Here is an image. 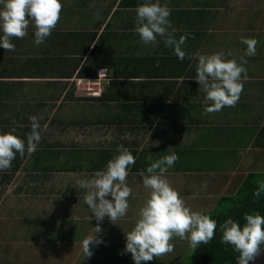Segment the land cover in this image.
<instances>
[{
	"label": "crops",
	"instance_id": "obj_1",
	"mask_svg": "<svg viewBox=\"0 0 264 264\" xmlns=\"http://www.w3.org/2000/svg\"><path fill=\"white\" fill-rule=\"evenodd\" d=\"M60 2V19L44 43H34L30 26L24 38L11 40L14 51L0 47V132L14 128L26 143L28 117H43L36 151L25 153L8 184L23 178L35 185L73 172L90 179L96 171L81 165L91 150L115 153L122 145L136 159L128 169L132 188H144L139 172L150 163L175 153L179 158L166 174L171 187L196 189L205 198L200 189L217 190L211 209L240 176L264 169V0H159L171 10L176 38L187 37L183 60L159 38L146 45L134 31V9L145 0ZM241 37L258 43L256 55L245 56L248 79L239 101L206 114L191 57L223 52L239 63L246 51ZM76 158L83 159L72 163ZM75 188L76 197L77 188L83 189L77 183ZM105 232V243L121 233ZM116 242L125 244V238ZM101 253V260L111 259ZM174 253L151 264L172 263Z\"/></svg>",
	"mask_w": 264,
	"mask_h": 264
},
{
	"label": "clouds",
	"instance_id": "obj_2",
	"mask_svg": "<svg viewBox=\"0 0 264 264\" xmlns=\"http://www.w3.org/2000/svg\"><path fill=\"white\" fill-rule=\"evenodd\" d=\"M61 10L60 0H0V47L14 51L15 45L11 40L24 38L30 26L34 29V43H44L56 27ZM134 11V31L144 44L156 45L159 38L165 47L173 49L178 59L185 58L182 46L187 37L181 35L177 39L174 35L176 30L169 20L171 10L166 4L161 5L159 0H145ZM241 43L246 45V51L239 57V63L236 59H226L223 52L191 57L197 60L195 80L205 94L202 103L206 114L218 112L225 106L234 107L239 101L243 91L242 81L248 79L245 56L256 55L258 41L241 37ZM41 119L42 116L28 117L31 131L26 134V143L14 134V128L10 132L0 133V172L11 169L17 153L23 157L25 153L30 155L36 151L41 140ZM115 151L118 155L107 161L104 170L96 171L90 179L77 181L80 188L88 190L84 202L98 222L92 227V233L81 242L86 258L93 254L90 246L103 243L97 235L103 232L99 222L107 217L116 224L129 208L128 197L132 189L127 185V177L135 157L122 145L117 146ZM240 154L243 155V151ZM178 158L175 153L165 155L150 163L146 171L139 172L144 188L150 191L139 208L134 226L124 234V251L131 254L134 264L152 261L174 251V244L171 243L174 237L187 241L194 251L201 244L206 245L213 240L219 227L221 243L231 245L238 253L235 258L237 264H249L264 248V216L245 213L243 225L228 218L218 226L217 221L209 215L193 211L166 179L168 169ZM147 159L151 161L152 157L148 156ZM262 193L264 181L259 182L253 196L259 197ZM108 196L112 199H107Z\"/></svg>",
	"mask_w": 264,
	"mask_h": 264
},
{
	"label": "rangeland",
	"instance_id": "obj_3",
	"mask_svg": "<svg viewBox=\"0 0 264 264\" xmlns=\"http://www.w3.org/2000/svg\"><path fill=\"white\" fill-rule=\"evenodd\" d=\"M82 159L76 158L71 162L78 163ZM130 174L128 175L133 179V173ZM76 178L73 172L64 177L55 176L45 183L37 182L35 185L33 182L23 184L22 178L16 183L0 186V264H134L131 254L124 251L125 244L116 241L125 238L126 231L134 226L139 208L150 190L138 188V185L132 188L130 185L134 181L128 180L127 185L132 191L128 197L129 208L126 215L116 221L117 225L111 223L107 217L99 222L103 232L97 235L103 243L90 246L91 251L95 249L96 253L86 258L81 242L92 233V227L98 222L84 202V195L88 190L83 189L79 193L77 188L75 197ZM84 178L89 179L87 175ZM19 183L25 185L22 191L18 190ZM226 186L225 184L224 187ZM26 188H35L36 195H24ZM172 188L184 199L186 206L198 212L209 209L219 196L217 190L200 189L201 193L209 196L205 198L202 194L197 196L196 189L188 190L178 186ZM106 198L112 199L111 196ZM36 208L37 211L32 212ZM106 228H114L122 234L119 233L117 238L109 237L110 242L105 243L104 240L108 237ZM171 243L177 245L173 264H195L188 255L190 246L187 241L174 237ZM103 250L108 252L110 260H101ZM160 260L154 258L152 261L158 263ZM152 261H142L141 264H151Z\"/></svg>",
	"mask_w": 264,
	"mask_h": 264
},
{
	"label": "trees",
	"instance_id": "obj_4",
	"mask_svg": "<svg viewBox=\"0 0 264 264\" xmlns=\"http://www.w3.org/2000/svg\"><path fill=\"white\" fill-rule=\"evenodd\" d=\"M131 154L134 156L133 152H131ZM115 155H118V153H114V151L109 148H100L95 151L91 150L90 155L86 158L88 159L87 164L81 165V168L85 166V168L90 171L104 170L107 161ZM31 156L30 158L32 159H37L39 157L37 154L34 155V157L33 155ZM23 158L24 156L19 159L15 158L12 161L10 170L0 172V186L5 187L6 184L10 183L15 178L17 171L22 168L21 160ZM134 167L135 163L132 165L133 169ZM240 177L235 187L229 188L226 194L221 195L211 209L202 212L216 220L218 226L228 218H232L234 221L243 225L245 223L243 219L245 213H259L261 216H264V193L259 197L253 196L259 182L264 181V169L250 170ZM27 182L29 183V181ZM17 187L19 191H22V187L24 186L18 184ZM25 190L24 195L28 197L36 195L37 193L35 188L32 190L26 188ZM35 211H37V208L32 212L35 213ZM221 235L222 233L219 231L218 227L214 239L208 244H201L194 251L189 247L188 255H190L195 264H233L237 262L235 258L238 256V253L233 250L231 245L221 243Z\"/></svg>",
	"mask_w": 264,
	"mask_h": 264
},
{
	"label": "water",
	"instance_id": "obj_5",
	"mask_svg": "<svg viewBox=\"0 0 264 264\" xmlns=\"http://www.w3.org/2000/svg\"><path fill=\"white\" fill-rule=\"evenodd\" d=\"M233 264H237V262ZM249 264H264V248H262L261 253L253 261H249Z\"/></svg>",
	"mask_w": 264,
	"mask_h": 264
},
{
	"label": "built area",
	"instance_id": "obj_6",
	"mask_svg": "<svg viewBox=\"0 0 264 264\" xmlns=\"http://www.w3.org/2000/svg\"><path fill=\"white\" fill-rule=\"evenodd\" d=\"M102 70H105V69H102ZM101 77H103V76H100V74L97 76V80H100V78ZM92 83V82H91ZM90 84V83H89ZM86 89H87V91H90V89H92V86H90V85H88V83H87V85H86ZM93 92H95V91H93Z\"/></svg>",
	"mask_w": 264,
	"mask_h": 264
}]
</instances>
